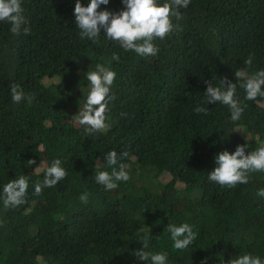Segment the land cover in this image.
Returning <instances> with one entry per match:
<instances>
[{"label":"trees","instance_id":"trees-1","mask_svg":"<svg viewBox=\"0 0 264 264\" xmlns=\"http://www.w3.org/2000/svg\"><path fill=\"white\" fill-rule=\"evenodd\" d=\"M75 2L21 0L19 35L0 21V264H150L135 255L145 238L144 251L167 253V264H226L246 253L264 260V172L232 188L208 179L221 151L247 144V154L264 142V97L246 100L235 77L264 70V0H190L173 18L180 30L156 39L159 51L147 57L124 51L103 29L81 39ZM103 10L124 5L109 0ZM98 63L116 73L110 127L89 133L74 116L90 88L85 73ZM225 77L246 105L236 122L226 105L205 103V82ZM13 84L32 102L14 103ZM113 150L130 179L105 190L95 175L111 171ZM55 159L66 177L36 195ZM21 174L26 202L5 208L3 187ZM185 222L197 237L177 250L166 227Z\"/></svg>","mask_w":264,"mask_h":264},{"label":"clouds","instance_id":"clouds-1","mask_svg":"<svg viewBox=\"0 0 264 264\" xmlns=\"http://www.w3.org/2000/svg\"><path fill=\"white\" fill-rule=\"evenodd\" d=\"M109 0H88L87 6H82L80 0H76L73 15L74 23L80 30V37L94 41L103 29L105 37L115 40L124 51H132L141 57L157 55L159 48L154 43L156 39L164 40L173 31L180 30L178 24L173 23L182 19L179 8H187L190 0H122L124 10L110 12L108 10L98 11L100 5H107ZM21 0H0V21L11 25L10 31L13 35H19L22 26L26 24L23 15ZM27 33L28 29L23 28ZM113 60H118L113 55ZM244 63L251 66L252 57L249 56ZM86 80L90 84L85 102L78 113L74 116L77 124L86 126L89 133L99 132L110 127L106 123V112L108 103L112 99L109 96L110 88L116 79V73L103 64H97L95 70L85 73ZM236 80H242L240 85L244 88L246 100H255L258 96L264 97V70L254 71L251 74L240 69L235 72ZM205 103H221L226 105L231 113L233 122L239 121L246 105L236 96V84L227 81V78L220 80L219 86H213L212 82L206 81ZM226 85V86H225ZM11 97L14 103L27 100L31 103L33 96H25L24 90L17 84L11 85ZM196 113L207 115V109L198 106L194 109ZM247 144L238 145L231 154L221 151L215 157L216 167L208 174V179L221 187H235L239 184H246L249 181V173L264 172V142L245 154ZM127 156V153H123ZM116 151H109L106 156V167L111 171L100 170L95 175V180L105 190H113L118 187L120 181H128L129 173L124 164L118 165ZM35 161L29 160L28 164ZM67 173L61 166V160L55 159L46 168L43 181H37L35 194L40 195L43 188L55 187L59 181L66 177ZM28 189V181L25 175L10 180L3 187V204L5 208L18 207L24 204ZM257 196L264 198V189L257 191ZM87 202L86 196L81 197ZM167 231L173 241V247L177 250H184L193 243L197 233L193 226L188 223L168 224ZM143 248L135 253L141 260L150 261V264H167V253H151L144 251L148 247L147 239L142 242ZM225 264V261H224ZM226 264H264L259 256L250 253L238 255L230 259Z\"/></svg>","mask_w":264,"mask_h":264},{"label":"rangeland","instance_id":"rangeland-1","mask_svg":"<svg viewBox=\"0 0 264 264\" xmlns=\"http://www.w3.org/2000/svg\"><path fill=\"white\" fill-rule=\"evenodd\" d=\"M169 179V176H164V178H162V181H167Z\"/></svg>","mask_w":264,"mask_h":264}]
</instances>
